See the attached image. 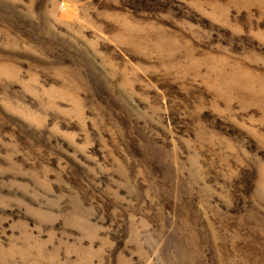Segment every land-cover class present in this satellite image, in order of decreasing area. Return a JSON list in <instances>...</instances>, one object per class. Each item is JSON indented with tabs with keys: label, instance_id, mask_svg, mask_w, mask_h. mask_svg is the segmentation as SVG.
I'll list each match as a JSON object with an SVG mask.
<instances>
[{
	"label": "rangeland",
	"instance_id": "1",
	"mask_svg": "<svg viewBox=\"0 0 264 264\" xmlns=\"http://www.w3.org/2000/svg\"><path fill=\"white\" fill-rule=\"evenodd\" d=\"M0 264H264V0H0Z\"/></svg>",
	"mask_w": 264,
	"mask_h": 264
}]
</instances>
